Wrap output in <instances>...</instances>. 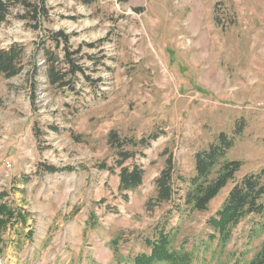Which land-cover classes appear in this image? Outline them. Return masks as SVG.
Segmentation results:
<instances>
[{"label": "rangeland", "instance_id": "374dc122", "mask_svg": "<svg viewBox=\"0 0 264 264\" xmlns=\"http://www.w3.org/2000/svg\"><path fill=\"white\" fill-rule=\"evenodd\" d=\"M48 3L46 28L69 34L72 49L83 45L91 80L78 74L60 89L47 81L45 67L37 87L27 80L29 66L12 78L0 74V191L29 213L25 226L2 234L0 264H124L149 253L146 237L153 238L173 208L146 209L165 166L162 152L172 153L176 172L188 179L195 153L222 131L234 134L240 120L245 128L234 134L229 152L243 162L236 179L264 169V0ZM44 35L11 18L0 25V48L22 43L30 56ZM112 130L136 140L159 134L148 147H126L138 153L125 165L145 171L142 185L126 197L108 142ZM44 164L67 170L48 172ZM232 185L207 211H172L168 229H176L175 246L194 252L193 264L249 262L264 240V233L250 238L259 219L251 215L225 247L210 241L208 220ZM179 188L180 196L186 183ZM90 216L97 223L86 229Z\"/></svg>", "mask_w": 264, "mask_h": 264}, {"label": "trees", "instance_id": "16d2710c", "mask_svg": "<svg viewBox=\"0 0 264 264\" xmlns=\"http://www.w3.org/2000/svg\"><path fill=\"white\" fill-rule=\"evenodd\" d=\"M23 20L27 27L45 33L41 40L34 44L33 53L26 54L22 43H12L7 48H0V74L6 78H12L22 73L26 66L27 80L36 86L37 77L41 68L45 67L44 75L47 81L60 89L70 88L78 74L90 81L89 67L83 62L88 56L83 51V45L76 49L71 48L70 35L64 31H52L46 28V22L50 19V6L48 0H0V25L7 23L11 18ZM50 41L51 46H47ZM96 43L87 44L88 47L96 46ZM60 50L61 53L57 51ZM42 57V64L38 58ZM73 89V88H72ZM236 125L235 135L245 128L240 122ZM240 130V131H239ZM234 134L220 132L215 141L206 148L198 150L194 155L195 173L190 178H185L176 172L173 155L169 150L162 152L167 155L165 166L155 179L156 196L146 202V209L153 210L163 203H170L173 208L167 210L165 221L155 226L153 238L146 237L145 243L150 247V252L139 253L133 258H127L124 264H193L195 254L184 247L175 246L176 229H168V220L172 217L173 209L176 212L188 210L189 212L207 211L211 201L229 184L233 183L228 195L215 215L208 220L212 229L209 235L210 241L217 239L221 247H225L233 236L234 229L248 216L255 215L259 219L253 223L250 230V238L260 237L264 233V169L258 172L245 174L236 179V174L241 170L243 162L229 157L230 150L234 147L236 138ZM159 137L158 133H152L138 140L121 137L112 130L109 133L108 142L116 150L117 166L119 171V191L126 197L127 192L135 190L143 183L144 169L138 164L131 167L125 162L137 155V150H129L126 147H148L152 140ZM45 171L57 172L54 165L41 166ZM101 169L115 171V166L106 163L100 165ZM180 183H186V190L179 196ZM7 192L0 191V242L3 233L15 230L18 226H25L29 219L28 211L14 206L7 198ZM178 197V198H177ZM97 221L90 216L87 220L88 228H94ZM18 225V226H17ZM33 229L28 231V235ZM117 261L120 258L115 240L111 242ZM241 264H264V240L259 249L249 262Z\"/></svg>", "mask_w": 264, "mask_h": 264}]
</instances>
